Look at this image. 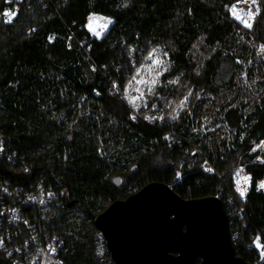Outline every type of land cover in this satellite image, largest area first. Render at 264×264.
Listing matches in <instances>:
<instances>
[{
  "label": "trees",
  "instance_id": "16d2710c",
  "mask_svg": "<svg viewBox=\"0 0 264 264\" xmlns=\"http://www.w3.org/2000/svg\"><path fill=\"white\" fill-rule=\"evenodd\" d=\"M238 1L20 0L0 17V184L52 192L42 218L24 215L63 241L66 264H104L95 218L151 182L218 196L236 256L264 264V0L249 31ZM91 16L111 23L99 39Z\"/></svg>",
  "mask_w": 264,
  "mask_h": 264
},
{
  "label": "water",
  "instance_id": "95a60500",
  "mask_svg": "<svg viewBox=\"0 0 264 264\" xmlns=\"http://www.w3.org/2000/svg\"><path fill=\"white\" fill-rule=\"evenodd\" d=\"M151 182L94 220L115 264H251L236 256L218 196L184 200Z\"/></svg>",
  "mask_w": 264,
  "mask_h": 264
},
{
  "label": "built area",
  "instance_id": "2783aa9c",
  "mask_svg": "<svg viewBox=\"0 0 264 264\" xmlns=\"http://www.w3.org/2000/svg\"><path fill=\"white\" fill-rule=\"evenodd\" d=\"M19 1L13 0L11 7L0 13V17L4 21L12 20L16 12V3ZM117 88V84L114 83L109 90L115 93ZM137 118L131 116L132 121H136ZM146 123H149L147 118ZM0 155H6L10 159L1 139ZM21 165L24 166V162ZM205 166L209 167L207 164ZM52 197V192L40 181L36 182L30 190H23L22 187L10 189L5 183L0 184V252L4 254L10 264H66L64 258L67 255V249L63 241L43 231H36L24 215V212H34L39 218H42V213ZM240 198L244 201L245 196L243 198L240 196ZM237 214L241 215L242 210ZM22 229H26V235L19 238L16 243H12L13 237H20L19 235L23 233ZM95 237L98 256L104 264H115L102 234L97 231ZM261 251L264 254V246H261Z\"/></svg>",
  "mask_w": 264,
  "mask_h": 264
},
{
  "label": "rangeland",
  "instance_id": "374dc122",
  "mask_svg": "<svg viewBox=\"0 0 264 264\" xmlns=\"http://www.w3.org/2000/svg\"><path fill=\"white\" fill-rule=\"evenodd\" d=\"M241 1H243V0H240V1L236 2V3H234L230 7V9H229V13H230L231 18L233 20H235L243 28H245L246 30L249 31V30H251L253 28V24H254L255 19L257 18L258 13H259V0H244L243 4H244L245 9H243L242 11H240V10H237L236 9V4L239 3V2H241ZM110 24L111 23H110L109 19H107L105 17H102V16H91L89 18L87 24H86V29H87V31L89 32V34L92 37H95V38H98L99 39L107 31V29L109 28ZM256 52L259 53V54L264 53V52L260 51L259 48L256 50ZM221 73H223V71ZM181 104H183V101L181 102ZM181 104H178L177 106H179V105L182 106ZM174 112H175V110L174 111L172 110L171 114L174 115ZM263 151L257 150L255 148V146L253 147L252 152H258V155L255 158V161L256 162L261 161V159H262V152ZM205 164H204V166H205ZM238 169H240V170L242 169L241 172L244 173L242 167H238L234 171V173H233L234 187H235V189H236L239 197L240 196L243 197V196H245V193L242 195L241 191L239 190V187H237V180L238 179L235 176V175H237L236 172H237ZM250 182H251V178H250V180L248 182V189H249V186H250ZM256 187L260 191L259 184H257ZM254 245L256 246V248L258 249V251H260V253H262L261 246L258 244V239H256L254 241Z\"/></svg>",
  "mask_w": 264,
  "mask_h": 264
},
{
  "label": "bare ground",
  "instance_id": "6f19581e",
  "mask_svg": "<svg viewBox=\"0 0 264 264\" xmlns=\"http://www.w3.org/2000/svg\"><path fill=\"white\" fill-rule=\"evenodd\" d=\"M236 174L237 175H235V176L238 179L237 180V187H239V190L241 191V193L243 195L248 190V182L250 179L246 174L242 173L240 169L236 172Z\"/></svg>",
  "mask_w": 264,
  "mask_h": 264
}]
</instances>
